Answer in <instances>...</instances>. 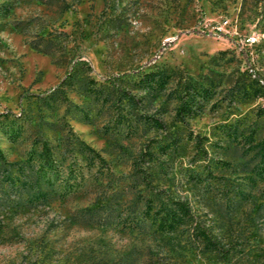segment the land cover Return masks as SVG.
I'll list each match as a JSON object with an SVG mask.
<instances>
[{"label": "rangeland", "instance_id": "rangeland-1", "mask_svg": "<svg viewBox=\"0 0 264 264\" xmlns=\"http://www.w3.org/2000/svg\"><path fill=\"white\" fill-rule=\"evenodd\" d=\"M0 264H264V0H0Z\"/></svg>", "mask_w": 264, "mask_h": 264}, {"label": "trees", "instance_id": "trees-1", "mask_svg": "<svg viewBox=\"0 0 264 264\" xmlns=\"http://www.w3.org/2000/svg\"><path fill=\"white\" fill-rule=\"evenodd\" d=\"M95 154V153H94ZM96 158L98 162L104 163L102 158L98 155H96ZM41 163L40 167L45 170L46 172H53L54 171V164L51 160V158L48 156V153L46 151H43L41 153ZM67 179V177H66ZM66 179H65V185H66ZM176 208L178 209V213L181 215H185L188 220H192L191 223V232L192 234L200 240V242L203 244V247L214 251L220 259L223 261H226L228 259V252L229 247L225 246L220 243V241L215 237L213 233H211L208 228L199 220H196L192 217L188 207L183 201H175ZM177 217H174L173 213H168L167 211H164L161 216L159 217L160 223H162V227L165 225L166 228H171L174 224L179 223L180 219H176Z\"/></svg>", "mask_w": 264, "mask_h": 264}]
</instances>
